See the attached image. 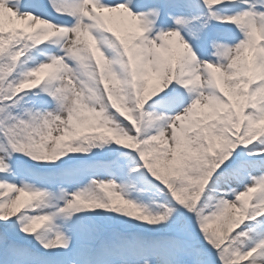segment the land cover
<instances>
[{"label": "snow or ice", "instance_id": "1", "mask_svg": "<svg viewBox=\"0 0 264 264\" xmlns=\"http://www.w3.org/2000/svg\"><path fill=\"white\" fill-rule=\"evenodd\" d=\"M0 264H264V0H0Z\"/></svg>", "mask_w": 264, "mask_h": 264}, {"label": "rangeland", "instance_id": "2", "mask_svg": "<svg viewBox=\"0 0 264 264\" xmlns=\"http://www.w3.org/2000/svg\"><path fill=\"white\" fill-rule=\"evenodd\" d=\"M98 171L103 172L104 169H103V168H99ZM135 194H136V193H133V195H135Z\"/></svg>", "mask_w": 264, "mask_h": 264}]
</instances>
